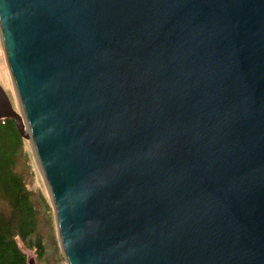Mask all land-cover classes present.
<instances>
[{"label": "water", "instance_id": "95a60500", "mask_svg": "<svg viewBox=\"0 0 264 264\" xmlns=\"http://www.w3.org/2000/svg\"><path fill=\"white\" fill-rule=\"evenodd\" d=\"M0 36L67 264H264V0H0Z\"/></svg>", "mask_w": 264, "mask_h": 264}, {"label": "rangeland", "instance_id": "374dc122", "mask_svg": "<svg viewBox=\"0 0 264 264\" xmlns=\"http://www.w3.org/2000/svg\"><path fill=\"white\" fill-rule=\"evenodd\" d=\"M0 91L7 98L12 110L20 115V106L8 70L0 36ZM22 139V138H21ZM23 140V139H22ZM13 173L21 178L34 209V227L29 238L15 237L14 241L26 257L34 264H67L59 243L55 212L29 141L13 151ZM0 215L9 217L11 210L6 200L0 199ZM37 243V244H35ZM35 245L42 248L41 254Z\"/></svg>", "mask_w": 264, "mask_h": 264}, {"label": "trees", "instance_id": "16d2710c", "mask_svg": "<svg viewBox=\"0 0 264 264\" xmlns=\"http://www.w3.org/2000/svg\"><path fill=\"white\" fill-rule=\"evenodd\" d=\"M14 123L0 121V199L9 203L11 215H0V264H28L14 238H29L34 227V209L21 178L13 173V151L22 146ZM37 244V243H35ZM38 255L42 248L35 245Z\"/></svg>", "mask_w": 264, "mask_h": 264}]
</instances>
